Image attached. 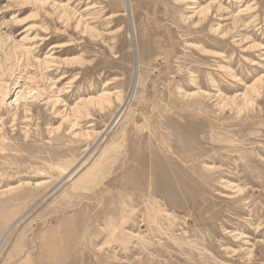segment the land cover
<instances>
[{
  "label": "rangeland",
  "instance_id": "rangeland-1",
  "mask_svg": "<svg viewBox=\"0 0 264 264\" xmlns=\"http://www.w3.org/2000/svg\"><path fill=\"white\" fill-rule=\"evenodd\" d=\"M0 92V264H264V0H0Z\"/></svg>",
  "mask_w": 264,
  "mask_h": 264
},
{
  "label": "bare ground",
  "instance_id": "bare-ground-1",
  "mask_svg": "<svg viewBox=\"0 0 264 264\" xmlns=\"http://www.w3.org/2000/svg\"><path fill=\"white\" fill-rule=\"evenodd\" d=\"M207 9V8H206ZM128 10L130 11V8H128ZM127 10V11H128ZM209 10V9H208ZM199 12H201V11H199ZM204 12V11H203ZM202 13V12H201ZM134 33H135V30H134ZM132 39H133V37H132ZM135 39V38H134ZM136 47H137V45H136ZM137 49V48H136ZM137 61H138V59H137ZM139 65L137 66V68H135L136 69V71H135V76H134V80H133V84H132V88H131V90H130V95H129V98H128V100H127V102L125 103V104H123V109L122 110H126L127 108H128V106L130 105V103L132 102V100L134 99V97H135V95H136V92H137V88L139 87V84H140V74H139ZM25 89L26 88H24L23 90H21L20 92H19V94H21L19 97H18V99L16 100V101H20V100H22V99H24V95H25V93H26V91H25ZM4 90V89H3ZM0 93H2V92H0ZM39 94V93H38ZM7 94L5 93V94H3V96L5 97ZM105 96V95H104ZM110 97V96H109ZM101 98V97H100ZM106 98V97H105ZM104 100V98H101L99 101L98 100H95V99H89L88 100V102H86V104H88L89 106L90 105H94L95 104V101H97L98 102V108L99 109H103L107 104H108V102H102L103 100ZM108 100V99H107ZM49 104H53V106H59L60 105V103H59V100H55V101H53V99H52V101H50L49 102ZM109 105V104H108ZM116 124V123H115ZM72 174H73V172H72ZM72 175H70V177H71ZM69 178V176L66 178V179H68ZM17 188V187H16ZM9 231V230H8ZM6 235V234H5Z\"/></svg>",
  "mask_w": 264,
  "mask_h": 264
}]
</instances>
